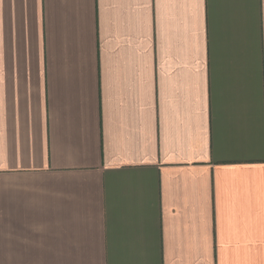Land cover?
<instances>
[{
	"label": "crops",
	"instance_id": "0c3cea01",
	"mask_svg": "<svg viewBox=\"0 0 264 264\" xmlns=\"http://www.w3.org/2000/svg\"><path fill=\"white\" fill-rule=\"evenodd\" d=\"M0 264H264V0H0Z\"/></svg>",
	"mask_w": 264,
	"mask_h": 264
}]
</instances>
